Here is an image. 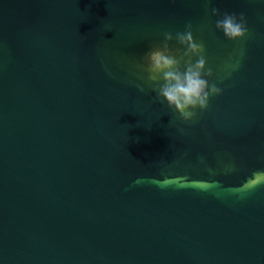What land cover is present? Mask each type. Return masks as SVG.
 I'll return each instance as SVG.
<instances>
[{
  "label": "water",
  "instance_id": "water-1",
  "mask_svg": "<svg viewBox=\"0 0 264 264\" xmlns=\"http://www.w3.org/2000/svg\"><path fill=\"white\" fill-rule=\"evenodd\" d=\"M198 1L0 0V264H264V185L229 192L231 170H213L222 150L264 167V0L228 1L250 35L194 124L103 71L109 30L176 32ZM217 2L204 0L205 20L226 39ZM156 173L217 185L161 187Z\"/></svg>",
  "mask_w": 264,
  "mask_h": 264
},
{
  "label": "clouds",
  "instance_id": "clouds-1",
  "mask_svg": "<svg viewBox=\"0 0 264 264\" xmlns=\"http://www.w3.org/2000/svg\"><path fill=\"white\" fill-rule=\"evenodd\" d=\"M211 15L217 18L215 28L227 40L241 41L250 35L245 13L221 12L213 7ZM162 37L139 55L136 67L156 93V100L166 102L184 123L195 122L200 113L208 110L211 98L223 94V89L212 80L215 73L208 66L206 44L196 39L190 22L183 31H165ZM225 67L234 71L237 65L229 63ZM180 131L182 133L183 129ZM230 170L236 171L234 164ZM261 185H264V171H256L248 179L241 195Z\"/></svg>",
  "mask_w": 264,
  "mask_h": 264
},
{
  "label": "rangeland",
  "instance_id": "rangeland-1",
  "mask_svg": "<svg viewBox=\"0 0 264 264\" xmlns=\"http://www.w3.org/2000/svg\"><path fill=\"white\" fill-rule=\"evenodd\" d=\"M199 4L203 7L195 21L190 22L193 26V34L197 40H202L207 47L208 66L213 68L215 75L212 80L223 82L231 76L235 71L226 69V64L237 65L241 64L243 55V47L245 41H229L221 39L215 32L209 31L207 21L205 20L204 0H199ZM188 22V23H189ZM171 26L165 24H136L125 34L114 36L110 34V30L104 35L99 42V55L101 60L106 65L103 69L106 74H109L114 82L134 84L143 89V93L151 99H155L156 93L152 91L148 82L144 79V74L136 67V61L139 55L145 51L153 43L162 40V33L170 31ZM184 27L178 31H183ZM175 31H173L174 33ZM242 49V52L239 51ZM230 71V75L228 74ZM158 101V100H156ZM160 102V101H158ZM174 123L183 126L194 124L201 119V113L197 120L191 123H184L177 115L171 116ZM214 171L216 173H224L230 169L231 165H235L234 155L227 151H217L213 154Z\"/></svg>",
  "mask_w": 264,
  "mask_h": 264
},
{
  "label": "bare ground",
  "instance_id": "bare-ground-1",
  "mask_svg": "<svg viewBox=\"0 0 264 264\" xmlns=\"http://www.w3.org/2000/svg\"><path fill=\"white\" fill-rule=\"evenodd\" d=\"M199 149L198 145H195L191 149L190 156ZM256 171H264V167L249 169L245 167L236 168V171H230V176H232L237 182V186L234 188H229L227 191L233 193H242L244 186L248 179ZM190 172V170H189ZM149 183L170 188H193L196 190L207 191L212 189L217 185V182L209 178L196 177L190 174L183 175L179 173H156L152 178L148 179Z\"/></svg>",
  "mask_w": 264,
  "mask_h": 264
},
{
  "label": "flooded vegetation",
  "instance_id": "flooded-vegetation-1",
  "mask_svg": "<svg viewBox=\"0 0 264 264\" xmlns=\"http://www.w3.org/2000/svg\"><path fill=\"white\" fill-rule=\"evenodd\" d=\"M228 1L229 0H218L217 4H216V7L215 8H218L220 9L221 12H224L226 11V6L228 4ZM242 9V8H241ZM253 13V12H252ZM216 18V17H215Z\"/></svg>",
  "mask_w": 264,
  "mask_h": 264
}]
</instances>
